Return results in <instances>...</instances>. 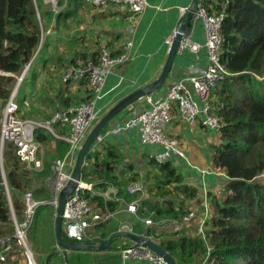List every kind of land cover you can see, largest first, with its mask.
Masks as SVG:
<instances>
[{
	"label": "trees",
	"instance_id": "16d2710c",
	"mask_svg": "<svg viewBox=\"0 0 264 264\" xmlns=\"http://www.w3.org/2000/svg\"><path fill=\"white\" fill-rule=\"evenodd\" d=\"M44 1L0 0V117L5 101L17 84V77L37 50L43 32L59 14L52 10L44 11ZM225 14L221 26L220 61L230 75L216 88L211 101L213 112L222 124L220 142L212 147L211 162L214 169L227 177V184L219 200H212V215L205 231V241L200 237L188 238L181 232L158 231L154 226L147 232L177 264H203L207 250L206 264H229L228 258H247L248 264H264V0H230ZM43 18H46L45 22ZM87 43L80 40L76 45L88 49L91 44ZM68 45L73 47V41ZM42 47L36 59L41 56ZM82 52L70 59L71 67L84 70L89 62H98V52L90 55ZM62 56L59 55L60 58ZM59 61L57 57L56 63ZM82 76L88 81L86 74ZM68 82L61 86L60 93L67 91ZM15 101L19 105V113L22 112V119L36 120L30 119L32 112L27 111L24 101L18 99L17 102L16 98ZM65 106L70 107L68 103ZM59 125H54V132L65 134ZM108 125L101 134L105 133ZM34 139L43 147L55 141L56 149H53L52 156L58 159L63 158L68 150L64 140L55 139L41 128L35 130ZM47 152L44 170L30 171L18 160L13 144L5 143L2 150L5 185L0 171V237L13 233L6 187L18 221L23 218L21 198L24 193L31 192L36 200L50 197L52 176L48 167L52 163L50 151ZM85 161L81 170L82 182L92 184L97 191L115 187L118 189L116 197L120 194L126 203L131 202L133 196L127 194L126 187L137 181L138 175L133 173V166L123 163L122 155L114 147L108 145L88 152ZM150 167L154 172H149L147 178L149 197L139 207L136 206V215L142 221L151 219L155 225L172 228L174 221L187 215L186 203L197 197V190L176 172L170 162L155 164L152 161ZM85 195L90 202L97 204L100 213L104 214L106 210L116 212L117 203L88 192ZM52 218L51 208L39 206L28 232L34 251L46 253L39 264H48L56 255L51 247L54 244ZM110 221L95 226L100 238L109 234L107 226ZM128 240L125 238L123 241ZM127 242L123 246L121 242L120 246L127 247ZM18 250L17 247L12 248L14 255L18 256Z\"/></svg>",
	"mask_w": 264,
	"mask_h": 264
},
{
	"label": "crops",
	"instance_id": "0c3cea01",
	"mask_svg": "<svg viewBox=\"0 0 264 264\" xmlns=\"http://www.w3.org/2000/svg\"><path fill=\"white\" fill-rule=\"evenodd\" d=\"M146 1L148 6L145 11L138 18H134L126 8L118 5L93 8L85 0H61V4H59L60 0H45L43 10H52L54 14H59L56 20H51L48 30L43 32L40 48L36 54L37 56L43 45L41 56L37 59L35 56L30 63L26 73L28 76L24 83V89H21L20 95H17L19 86L17 88V98L24 101L28 111L44 118H49L55 113L65 112L75 106L76 103L80 104L90 100L89 83L83 78V74L79 75L74 72V70L80 69L71 67L69 65L70 59L78 52L83 53L82 51L89 55L92 52H98L99 56L102 49H106L113 56H116L122 52L123 45L128 40H132L130 59L125 64L116 65L112 72L107 75L102 87L101 97L95 104L98 116L102 118L125 97L139 88L154 82L159 77L167 59L169 49L166 45V40L171 37L186 15L182 16L180 9H189L192 0ZM45 21L46 18H43V22ZM185 35L192 41L203 44L205 38L202 22L200 20H192L186 29ZM80 40L87 41V44H91V47L88 49L80 48V46L76 45V42ZM70 41H73V47L68 45ZM46 44L47 47L44 49ZM60 54H63L61 58L59 57ZM57 57L60 59L59 63H56ZM205 64L206 54L204 49L200 50L197 55L187 51L178 53L173 60L171 71L164 84L158 91L151 94V97L153 99L165 97L171 85L187 78L189 66L197 65L203 67ZM67 73H71L70 78L67 80L69 81L67 91L60 93L59 89L61 86H65L63 77ZM214 91L211 94V101L214 97ZM65 103H68L70 107L67 108ZM145 107H147L145 99L134 103L128 109L115 116L109 123V128L134 117L139 110ZM21 114L22 112L20 111L18 113L19 117ZM59 126L64 129L65 134L58 135L67 136L69 132L67 126L61 124ZM166 133L178 140L185 155V158L172 157L169 162L176 169V172L197 190V197L186 203L188 212L195 211L197 215H200L204 207L207 206L212 215V200L214 198L219 200L227 184V177L222 171L214 169L211 162L212 147L220 142L219 132L209 130L203 126L200 119H197L192 124L184 123L180 120L177 112L174 111L173 118L166 128ZM108 145L114 147L122 155L123 163L133 166V173L138 175L137 181L127 185L126 192L129 194L128 188L130 186H138L140 188V191L136 194H129L133 196L131 202L136 201V206L139 207L140 203L149 197L147 178L149 172L151 174L154 172L153 168L150 167L151 156L161 151L162 148L156 145H142L135 129L123 132L117 136L107 134L105 141L98 145L95 150ZM40 147L39 156L43 160L42 170H44L48 150L51 155V163L58 159L52 156L54 155L53 149H56V143L54 141L48 147L41 145ZM75 157L76 154L74 159ZM85 164L86 161H84ZM50 165L48 167L49 171ZM42 170L35 172H41ZM72 170L73 166H69L68 171L71 172ZM7 192L9 196L10 193L9 191ZM117 192L118 189L115 187H109L105 191H97L92 185V193H90L92 196H99L104 200L113 201L118 206L115 208L114 217L107 226L108 231H110L109 234L100 238L98 230L91 228L83 242H90L93 246H98L100 242L117 234L119 225L124 222L131 227V235L153 241V238L147 235V232L150 231L149 227H146L142 219L136 214L125 211V207L129 203H126L120 194L116 197ZM90 203L95 210H100L96 203ZM49 208L53 211L51 227L54 244L51 247L54 248L56 255L48 264H62L64 259L61 254V247L58 248L54 231L55 210L53 207ZM154 227L158 231L174 232L170 226L163 228L154 224ZM179 232L188 238L198 237L196 220ZM125 238L127 237L114 238L110 248L103 251L69 250L67 251L68 262L70 264H151L146 261L122 259L117 248L120 247V243H123ZM128 241L126 242L129 244L134 243L131 239ZM35 253L36 256L38 255L37 263L39 264L45 258L46 253L41 251ZM12 257L14 259L18 258L16 255ZM14 259L8 260V263L12 264Z\"/></svg>",
	"mask_w": 264,
	"mask_h": 264
},
{
	"label": "built area",
	"instance_id": "2783aa9c",
	"mask_svg": "<svg viewBox=\"0 0 264 264\" xmlns=\"http://www.w3.org/2000/svg\"><path fill=\"white\" fill-rule=\"evenodd\" d=\"M93 8H103L108 5H118L126 8L129 13L138 18L147 8L146 0H85ZM230 0H198L197 8L194 12L193 21L200 20L204 31V43L192 41L189 37H184L179 44L178 51H187L197 55L204 49L206 54V64L203 67L189 66L188 75L184 80L175 82L167 90L165 97L153 99L151 96L145 98L147 107L139 110L137 114L123 123L111 126L108 131L99 135L93 146V150L103 143L106 135L117 136L123 132L136 130L140 143L143 145H156L162 148L160 152L153 154L152 158L157 164L169 161L172 157L185 158V155L177 139L166 133V128L173 118L176 111L180 120L187 124H192L200 119L201 124L209 130L218 131L222 124L220 118L213 112L211 94L230 74L220 61L221 54V26L226 16L225 12ZM188 8H181L180 12L185 15ZM176 33L166 40L168 49ZM34 53L30 63L36 56ZM132 40H128L123 45L120 54L113 56L106 49L100 51L98 62H89L84 70H74L76 74L87 73L88 83L91 91V99L71 107L65 112L55 113L50 118L43 121L25 120L19 117V107L15 101L16 92L12 91L9 98L5 101L1 110L0 117V147L5 143H12L14 152L18 160L29 170L40 171L43 169V160L39 156L41 147L34 139V132L41 128L51 133L57 139H63L68 144V150L61 159H56L51 167L52 177L49 181L50 198L47 200H35L31 192H26L22 197L23 218L18 221L12 211L13 233L8 236L0 237V264H9L8 260L14 259L11 256L12 248L19 249L21 264H37V256L34 253L29 240L28 232L33 225L37 208L39 206H50L57 208L60 192L71 180V172L68 167L79 151L88 132L99 119L98 111L95 109L97 100L101 97L102 87L105 79L113 68L119 64H125L130 59ZM27 64L21 75H25L29 68ZM71 76L67 73L63 77L66 82ZM19 81V77L17 78ZM61 124L67 126L69 132L65 137L55 134L54 125ZM205 173V172H203ZM91 190L92 185L78 183L77 187L66 198L62 220L63 231L68 239L76 242H83L87 233L95 225L104 222L113 216L107 212L105 216L94 209L89 200L84 197V190ZM140 191L138 186H130L128 192L136 194ZM126 212L136 213V201L130 202L126 206ZM210 218V209L205 206L202 214L197 215L195 211L188 214L178 221L172 223L174 230L188 227L192 221L196 220L197 233L205 239V226ZM145 226L153 225L151 219L143 221ZM118 232L131 233V227L121 224ZM127 245L126 242L121 244ZM118 253L124 260L146 261L151 264H167L165 260L148 250L147 248L130 244L125 248H118ZM68 252L62 250L63 263L70 264L67 259ZM208 251L203 261L206 264Z\"/></svg>",
	"mask_w": 264,
	"mask_h": 264
},
{
	"label": "water",
	"instance_id": "95a60500",
	"mask_svg": "<svg viewBox=\"0 0 264 264\" xmlns=\"http://www.w3.org/2000/svg\"><path fill=\"white\" fill-rule=\"evenodd\" d=\"M198 0H192L191 6L188 9L182 23L178 27L172 42L171 46L168 51L167 59L164 64V67L159 75V77L152 82L151 84L139 88L138 90L131 93L129 96L125 97L123 100L118 102L114 107H112L102 118L98 120V122L92 127L90 132L87 134L80 150L78 151L76 162L72 171L71 180L68 182L66 187L60 192L59 194V201L58 206L55 211V218H54V231H55V238L57 244L65 250H93V251H103L110 248L112 240L116 237H127L131 239L136 245L147 248L148 250L154 252L155 254L161 256L167 264H177L176 260L171 257L165 250L160 248L156 243L152 242L151 240H147L142 237L132 236L131 234H123L117 233L112 235L109 239L100 242L98 246H93L92 243H73L67 241L62 236V214L65 205L66 198L71 194V192L76 188L77 183L80 182L81 179V170L84 165V160L86 158L87 153L89 152L90 148L95 142V139L101 133V131L108 125V123L117 116L120 112L127 109L134 103L140 101L146 96H149L156 91H158L161 86L164 84L167 76L171 71V67L173 64V60L178 54V47L180 42L182 41L186 29L188 25L192 22L194 12L197 8ZM23 75L20 77L19 81H21ZM19 84L16 86L18 87ZM17 90V89H15Z\"/></svg>",
	"mask_w": 264,
	"mask_h": 264
},
{
	"label": "clouds",
	"instance_id": "9594fccd",
	"mask_svg": "<svg viewBox=\"0 0 264 264\" xmlns=\"http://www.w3.org/2000/svg\"><path fill=\"white\" fill-rule=\"evenodd\" d=\"M179 26H180V25H178V27H179ZM178 27L176 28V31H177ZM185 36H186V35H184V37H185ZM184 37H183V38H184ZM39 45H40V44H39ZM38 47H39V46H38ZM178 48H179V47H178ZM168 51H169V50H168ZM178 53H180V52L178 51ZM32 57H33V56H32ZM31 59H32V58H31ZM30 61H31V60H30ZM29 63H30V62H29ZM29 63H28V64H29ZM25 66H26V65H25ZM25 66H24V67H25ZM29 66H30V65H29ZM23 69H24V68H23ZM84 69H85V68H84ZM22 71H23V70H22ZM27 71H28V70H27ZM21 73H22V72H21ZM26 73H27V72H26ZM26 73H25V75H26ZM84 74L87 75V73H84ZM20 75H21V74H20ZM20 75L18 76L19 79H20V77H21ZM25 75H24V77H25ZM87 76H88V75H87ZM18 77H17V78H18ZM24 77H22L21 81H18V79H17V84H20V83L23 81ZM18 86H19V85H18ZM17 88H18V87L16 86L15 89H17ZM15 89H13L14 92L17 91V90H15ZM90 93H91V91H90ZM149 96H151V95H149ZM146 97H148V96H146ZM146 97H144L143 99H145ZM128 108H129V107H128ZM128 108H127V109H128ZM66 111H67V110H66ZM49 118H50V117H49ZM99 119H100V117H99ZM99 119H98V120H99ZM25 120H27V119H25ZM98 120L96 121V123L98 122ZM96 123H95V124H96ZM109 123H110V122H109ZM109 123H108V124H109ZM95 124H94V125H95ZM108 127H109V126H108ZM108 127H107V130H108ZM91 129H92V128H91ZM107 130L105 131V133L107 132ZM89 132H90V131H89ZM89 132H88V133H89ZM101 132H102V131H101ZM105 133H103V134H105ZM55 134H56V133H55ZM103 134L100 133L99 135H103ZM56 135H58V134H56ZM99 135H98V136H99ZM58 136H59V135H58ZM169 136H170V135H169ZM61 137H65V136H61ZM55 138H56V137H55ZM85 138H86V137H85ZM56 139H57V138H56ZM61 140H63V139H61ZM84 140H85V139H84ZM95 140H96V139H95ZM83 142H84V141H83ZM82 144H83V143H82ZM94 144H95V142H94ZM94 144H93L92 147L90 148L89 152H91V151L93 150V146H94ZM39 145H40V144H39ZM67 145H68V144H67ZM142 145H143V144H142ZM81 146H82V145H81ZM144 146H146V145H144ZM3 147H4V146H3ZM3 147H0V148H3ZM80 148H81V147H80ZM160 148H161V147H160ZM181 149H182V148H181ZM79 150H80V149H79ZM182 151H183V150H182ZM159 152H160V151H159ZM156 153H157V152H156ZM183 153H184V152H183ZM77 154H78V152H77ZM77 154H76V157H77ZM154 154H155V153H154ZM64 156H65V155H64ZM152 156H153V155H152ZM152 156H151V160L155 163V161L153 160ZM76 157H75V159H76ZM179 158H180V157H179ZM59 159H61V158H59ZM54 161H55V160H54ZM54 161H53V162H54ZM72 161H73V160H72ZM84 161H85V160H84ZM53 162H52V163H53ZM167 162H169V161H167ZM164 163H165V162H164ZM22 164H23V163H22ZM155 164H157V163H155ZM51 165H52V164H51ZM71 165H72V164H71ZM0 166H1V170H0V171H1L2 178H3V180H4V185H5V175H4V171H3V166H2V159H1V157H0ZM50 167H51V166H50ZM72 171H73V170H72ZM72 171H71V175H72ZM50 172H51V170H50ZM51 176H52V173H51ZM78 183H79V182H78ZM78 183H77V185H78ZM80 183H82V184H84V185H88V183H84V182H82L81 179H80ZM65 187H66V186H65ZM76 187H77V186H76ZM7 191H8V189H7V187H6L5 192H6L7 200H8V202H9V206H10V209H11V220H12V211H13V210H12V204H11V201H10V195L8 196V192H7ZM83 192H84V197L87 198L86 195H85V193H86V192L92 193V189H91V190H87V189H85ZM71 193H72V192H71ZM128 193H129V192H128ZM24 194H25V193H24ZM24 194H23V195H24ZM129 194H130V193H129ZM50 195H51V193H50ZM22 197H23V196H22ZM33 198H34V197H33ZM49 198H50V197H49ZM49 198H48V199H49ZM87 199L89 200V198H87ZM35 200H36V199H35ZM46 200H47V199H46ZM21 201H22V198H21ZM58 201H59V198H58ZM89 202H90V201H89ZM90 204H91V203H90ZM127 205H128V204H127ZM44 206H46V205H44ZM57 206H58V205H57ZM48 207H50V206H48ZM56 209H57V208H56ZM56 209H54V210L56 211ZM97 211L99 212V210H97ZM125 211H126V207H125ZM107 212H110V211H107V210H106V212H105L104 214H102V213H100V212H99V213H100L101 216H105V215L107 214ZM13 213H14V212H13ZM110 213H112V212H110ZM115 213H116V212H114V213H113V216L110 217V218H108L107 220H112V218L114 217ZM135 214H136V213H135ZM187 214H188V213H187ZM15 216H16V215H15ZM16 218H17V217H16ZM210 218H211V214H210ZM210 218H209V220H210ZM17 220H18V219H17ZM34 220H35V218H34ZM107 220H105V221H107ZM144 220H146V219H144ZM144 220H143V221H144ZM105 221H104V222H105ZM33 223H34V222H33ZM101 223H102V222H101ZM208 223H209V221H208ZM208 223H207V224H208ZM122 224H123V223H122ZM143 224H144V222H143ZM207 224H206V226H205V231H206V228H207ZM120 225H121V224H120ZM120 225H119V227H120ZM95 226H96V225H95ZM151 226H154V223H153V225H151ZM151 226H148V227H151ZM146 227H147V226H146ZM94 228H95V227H94ZM172 229H173V228H172ZM182 229H183V228H182ZM182 229H180V230H174V229H173V230H174V232H179V231H181ZM205 231H204V232H205ZM117 232H118V231H117ZM118 233H121V232H118ZM87 234H88V233H87ZM123 234H131V233H123ZM7 236H8V235H7ZM62 236L65 237V238H64L65 240L70 241V242H73V243H80V244L84 243V242H76V241H74V240L68 239V238L65 236V233H64V231H63V220H62ZM198 237L201 238V236H198ZM205 238H206V235H205ZM201 239H202V238H201ZM147 240H150V239H147ZM203 240L205 241V239H203ZM152 242H153V241H152ZM134 243H135V242H134ZM154 243H155V242H154ZM30 245H31V244H30ZM129 245H130V244H129ZM31 247H32V246H31ZM58 248H60L59 245H58ZM61 248H62V247H61ZM61 248H60L61 251H62V250H65V249H61ZM118 248H119V247H118ZM118 248H117V250H118ZM32 249H33V248H32ZM18 251H19V250H18ZM33 251H34V249H33ZM65 251H69V250H65ZM207 251H208V250H207ZM34 253H35V251H34ZM12 254H13V255H12ZM35 254H36V253H35ZM61 254H62V252H61ZM206 254H207V253H206ZM11 256H14L13 251H12V253H11ZM15 261H17V264H19V262H20V256H19V254H18V258H16ZM15 261H14V262H15ZM20 264H21V263H20ZM37 264H38V263H37Z\"/></svg>",
	"mask_w": 264,
	"mask_h": 264
},
{
	"label": "rangeland",
	"instance_id": "374dc122",
	"mask_svg": "<svg viewBox=\"0 0 264 264\" xmlns=\"http://www.w3.org/2000/svg\"><path fill=\"white\" fill-rule=\"evenodd\" d=\"M20 84H19V86H20ZM22 88L24 89V85H22ZM21 89L19 90L18 95L21 94ZM16 99H18L17 96H16ZM17 102H18V100H17ZM78 104L79 103H76L75 106L78 105ZM30 119H36L37 120V119H45V118L40 116V115H34L33 112H32L31 115H30ZM110 123H111V121H110ZM2 150H3V148H0V157H1V159H2ZM75 162H76V159H74L71 162V164H72L71 166H73V168H74ZM2 166H3V162H2ZM123 224L125 225L126 222H124ZM37 258H38V255H37ZM15 260H16V258L14 259V261ZM14 261L12 262V264H17V263H14ZM248 261H249V259H247V258H228L229 264H248ZM19 264H20V262H19Z\"/></svg>",
	"mask_w": 264,
	"mask_h": 264
}]
</instances>
